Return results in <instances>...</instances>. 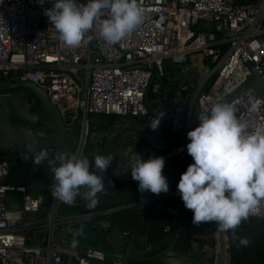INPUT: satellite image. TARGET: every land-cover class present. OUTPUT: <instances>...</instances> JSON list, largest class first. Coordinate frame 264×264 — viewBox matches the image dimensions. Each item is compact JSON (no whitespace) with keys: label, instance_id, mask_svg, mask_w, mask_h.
<instances>
[{"label":"built area","instance_id":"built-area-1","mask_svg":"<svg viewBox=\"0 0 264 264\" xmlns=\"http://www.w3.org/2000/svg\"><path fill=\"white\" fill-rule=\"evenodd\" d=\"M39 3L0 0V81H29L45 90L64 123L76 124L81 140L95 128L90 122L93 115L145 118L146 91L149 89L150 97L158 94L160 77L170 79L165 71L167 63L186 64L192 54L210 64L195 88L200 109L217 96L225 99L234 91L250 74L247 63L264 81V0H138L145 18L131 34L110 45L99 35L97 22L90 33L92 39L75 48L58 40L43 15L51 3ZM250 98L260 101L255 111L250 108ZM230 103L237 109V118L246 124V131L264 122V102L253 90L243 91ZM168 109L181 112L176 101ZM173 122L177 124L178 117ZM41 124L49 136L45 150L50 155L53 127L45 117ZM79 139L75 154L84 145ZM185 145L164 151V156L193 162ZM9 169V161L0 159V264L105 263L102 252L65 245L66 240L56 232V228L66 230L77 223L82 215L60 216L62 202L51 192L49 209L40 213L43 193L31 194L23 184L5 182ZM45 182L50 183V174L45 175ZM104 185L105 191L98 197L107 194L114 182L107 178ZM133 187L138 191L137 181L133 180ZM9 192L19 195L17 207H8ZM169 194L177 198L179 193L175 188ZM164 210L170 219L163 227L168 234L179 218V208L168 206ZM25 213H36V217H26ZM249 217L264 218V202ZM202 249L211 254V264H229L228 235L218 231L215 222L211 241H204ZM123 263L115 259L111 264Z\"/></svg>","mask_w":264,"mask_h":264},{"label":"clouds","instance_id":"clouds-1","mask_svg":"<svg viewBox=\"0 0 264 264\" xmlns=\"http://www.w3.org/2000/svg\"><path fill=\"white\" fill-rule=\"evenodd\" d=\"M45 2L40 0L39 4ZM47 2L51 7L44 8L43 15L58 40L69 48L89 42L97 22L99 35L112 45L131 34L145 18L138 0ZM259 104V100L250 98L251 110H257ZM236 111L234 104L217 96L195 114L198 123L186 132L188 143L184 146L193 162L176 184L184 207L192 212L191 222H215L220 232H234L264 202V122L253 131H246L247 126L237 118ZM163 115L152 118L148 125L151 130L159 127ZM48 157L44 149L31 154L37 165ZM112 159L110 153L95 155L91 160L83 154L57 153L49 159L54 181L51 194L66 205H72L79 196L88 208L95 207L99 202L97 194L105 191L102 174ZM164 163L162 156L132 157L130 175L138 182L139 192L167 193V178L162 174ZM238 243L247 246L249 240L239 237Z\"/></svg>","mask_w":264,"mask_h":264},{"label":"water","instance_id":"water-1","mask_svg":"<svg viewBox=\"0 0 264 264\" xmlns=\"http://www.w3.org/2000/svg\"><path fill=\"white\" fill-rule=\"evenodd\" d=\"M167 64L181 68L186 66L193 75V79H196V73L189 64ZM247 67L250 74L234 91L225 97V101L230 102L243 91L251 89L264 102V81L251 63H247ZM160 81L166 82L165 77H160ZM173 83L177 86L181 84L187 87V80L180 81L174 78ZM186 89L187 93L178 89L174 91L175 93L180 91L185 97L181 105V112H170L168 107L172 102H167L164 99L160 100V98L152 99L148 89L144 95V105L148 112L145 118L115 117L103 121L106 126L104 131L98 130L93 133V130H91V137L86 136L83 140L80 137L79 143L83 142L84 145L82 150H78L77 155H86L91 160L95 155L110 153L113 159L110 166L102 174L103 182L107 178H112L118 182L128 175V169L131 168L132 156L139 150L142 144H147L163 151L185 145L188 142L186 132L197 125L198 121L196 120L195 114L200 111L196 89L192 87H187ZM30 96L37 99V112H32L33 102L30 101ZM184 111L186 112L184 129L176 137L169 138L165 136V123H172L171 128L174 129L173 119L179 117ZM161 113H164V115L160 119L159 127L154 131L151 130L148 126L149 123L156 114ZM43 117L48 118L53 127V152L49 155L48 159L42 161L45 166L46 163L48 164L50 171V183H46L45 185L43 203L46 210H48L50 207V186L54 183L49 159L54 158L59 152L68 153L67 134L69 131L76 129L77 126L76 124L67 126L64 123L58 108L50 101L47 92L42 88L29 81L11 82L7 79L0 81V159H6L10 163L7 177L16 172L24 174L28 166H38L33 163L31 154L41 149L45 150L49 142V136L45 130V126L41 124ZM12 118H18L21 122L14 121ZM88 141L90 143H87ZM89 144L90 148L87 147ZM4 145L8 146L7 149H2ZM190 163L192 162L187 163V165ZM187 165L181 173L186 170ZM176 199L177 207L179 208V218L175 224L176 231L167 244L156 249L151 254L135 255L128 251H122L123 247H127V244L124 242L120 244V251L113 253L101 245L92 246L80 241L70 236L65 230L56 228V232L71 245L75 242L74 246L81 249L97 250L102 252L105 257L120 259L128 263L161 262L162 264H203L201 256L193 252L189 245L181 248L177 246L180 239L187 235L186 232L182 231L187 216V209L184 207L179 194ZM80 200L84 199L77 196L75 201ZM95 214H83L78 219V222L91 219ZM25 216L34 218L36 217V213H25Z\"/></svg>","mask_w":264,"mask_h":264},{"label":"crops","instance_id":"crops-1","mask_svg":"<svg viewBox=\"0 0 264 264\" xmlns=\"http://www.w3.org/2000/svg\"><path fill=\"white\" fill-rule=\"evenodd\" d=\"M197 58L201 59V63L203 66L201 65L200 67H198L199 65L197 62ZM186 64H189V66L194 69L196 73V79H193V75L190 73L189 69L186 68V66L181 68L168 65V67L170 66L171 68L168 70V72L174 73L173 77L175 79H179L180 81L187 80V87L196 88L209 70V61L206 59H202L199 54H192L189 56ZM164 84H167V82H164ZM187 87L178 84V90H184V93H187ZM151 98L154 99V97ZM110 118L115 117L105 115L99 116L98 118L90 117V122L95 126L93 133L98 130L104 131L106 129V126L103 121ZM176 128L177 124L174 125V129ZM70 140L71 145L68 150L69 154L74 153L75 149V144L73 143L71 137ZM7 147V145H4L2 146V149H7ZM136 154L138 153L135 152L133 156H135ZM48 167V164L46 163L45 166L43 162H41L38 166H28L24 174L16 172L15 174L6 177L5 182L23 184L31 194L43 193L44 195V189L46 185L45 175L50 173ZM130 172L131 170L128 169V175L126 176V178L121 179L118 182L111 178L114 182V186L108 190L107 194L98 198L99 203L104 204L106 206V209L103 211L95 212V223L98 227V230L103 232L104 235L98 238H94L92 241H90L91 243L88 244L92 246L101 245L108 251L118 253L121 248L120 244L124 242L127 244V247H123L122 251H128L135 255H147L154 253L156 249H159L161 246L167 244L170 238L174 235L176 227L174 226V228H172L171 234L164 233L162 229L163 225L167 223V219L169 217L164 210V198L167 197L168 194L155 195L147 191L143 193L136 191L133 187V179L131 178V175H129ZM32 185L40 186L37 192L32 193ZM17 196L18 204L16 205L14 199L10 197L11 199L10 205L8 206L9 208H13L15 206L17 207L19 205V195ZM107 210L108 212H106ZM45 212L46 208L44 205H42L40 213L44 214ZM109 213L122 214V217L125 221L123 225L124 228L119 231L104 233L105 229L108 227V221L106 220V218H104V216ZM182 231L186 232L184 227ZM126 232L127 234H125ZM187 236L188 234L180 239L177 245L178 248L189 245L193 252L201 256L203 264H211V254L202 249V243L204 241L194 240L192 237L188 238ZM66 242L64 243L65 245L68 244ZM72 247L76 248V246ZM113 260L115 259L106 257L104 264H111ZM123 262V264H162L161 262Z\"/></svg>","mask_w":264,"mask_h":264},{"label":"trees","instance_id":"trees-1","mask_svg":"<svg viewBox=\"0 0 264 264\" xmlns=\"http://www.w3.org/2000/svg\"><path fill=\"white\" fill-rule=\"evenodd\" d=\"M166 75L170 77L169 81L160 82V90L158 94H154L151 97L154 98H166L167 102H174L176 99V104L181 106L185 97L180 91L174 92L178 89V86L173 83L174 73H169L168 70L171 69L168 65L165 66ZM168 72V73H167ZM30 101L33 102L32 112L38 111V102L37 99L33 96H30ZM102 115H93L92 117H99ZM14 121H18V118H12ZM186 123V112H182L178 117L177 128L172 129V123H165L164 125V134L169 138L176 137L185 127ZM78 130V128L76 127ZM87 143H90L88 141ZM90 148V144L87 146ZM138 155L142 159H148L151 157L162 156L164 157V167L162 169V174L167 178L168 182V191L167 193H160L159 195H167L164 198V207L176 206L177 199L172 197L169 193L176 188V184L179 180L181 171L187 165V159H181L180 157H165L164 151L157 148L151 147L147 144H142L139 150L137 151ZM156 195V194H155ZM99 198V197H98ZM99 201V199H98ZM106 209V206L102 203H99L93 207L88 208L87 202L85 200L77 201V204L66 205L61 203L58 207V214L60 216H75L83 215L88 213H95L103 211ZM108 221V227L105 229L104 233L119 231L124 228V219L120 213H109L104 216ZM96 216L91 219L80 221L74 223L66 228V232L80 241L85 243H91L94 238L103 236V232L98 230V227L95 223ZM192 212L187 209V216L184 221V229L188 234V238H193L194 240L201 241H211L212 234L214 232V222L193 224ZM169 217L167 219V224H169ZM163 225V227L165 226ZM162 227V229H163ZM174 228V227H172ZM170 230V234L172 232ZM140 231V230H139ZM142 232V231H141ZM143 234V233H142ZM229 239V264H264V218H255L248 217L247 220L241 222V224L233 231L227 232ZM235 237V238H234ZM239 237H245L249 240L247 246H241L238 243ZM69 243V242H67ZM77 248V247H76ZM79 249V248H78Z\"/></svg>","mask_w":264,"mask_h":264},{"label":"rangeland","instance_id":"rangeland-1","mask_svg":"<svg viewBox=\"0 0 264 264\" xmlns=\"http://www.w3.org/2000/svg\"><path fill=\"white\" fill-rule=\"evenodd\" d=\"M194 55V54H193ZM197 62H198V67H200L201 65H202V63H201V59L200 58H197ZM203 66V65H202ZM197 67V68H198ZM199 70V69H198ZM199 72V71H198ZM181 78V77H180ZM113 117V116H112ZM79 136H80V131L78 130L77 131V129H74V130H71V131H69L68 132V134H67V141H68V143H67V148H68V150H69V147H70V145H71V140H70V137L72 138V140H73V143L75 144V146L74 147H76V144L78 143V139H79ZM91 137L92 136V131H90L89 132V134H88V137ZM42 181V180H41ZM39 187L40 186H38V185H32V193H35V192H37V190L39 189ZM10 197H12V199H14V201H15V204L17 205L18 204V196H17V194L16 193H14V192H9V193H7V198H6V203H7V205L9 206L10 205ZM57 240H59V239H57Z\"/></svg>","mask_w":264,"mask_h":264},{"label":"flooded vegetation","instance_id":"flooded-vegetation-1","mask_svg":"<svg viewBox=\"0 0 264 264\" xmlns=\"http://www.w3.org/2000/svg\"><path fill=\"white\" fill-rule=\"evenodd\" d=\"M167 101V100H166ZM159 264V263H158Z\"/></svg>","mask_w":264,"mask_h":264}]
</instances>
